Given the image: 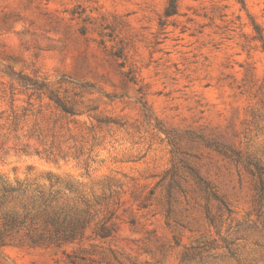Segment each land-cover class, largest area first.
Returning <instances> with one entry per match:
<instances>
[{
    "label": "rangeland",
    "instance_id": "rangeland-1",
    "mask_svg": "<svg viewBox=\"0 0 264 264\" xmlns=\"http://www.w3.org/2000/svg\"><path fill=\"white\" fill-rule=\"evenodd\" d=\"M0 264H264V0H0Z\"/></svg>",
    "mask_w": 264,
    "mask_h": 264
}]
</instances>
